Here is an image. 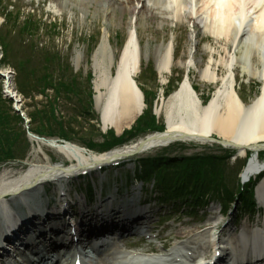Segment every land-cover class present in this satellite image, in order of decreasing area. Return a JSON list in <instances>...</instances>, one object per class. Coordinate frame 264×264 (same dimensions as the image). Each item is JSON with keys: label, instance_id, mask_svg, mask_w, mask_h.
<instances>
[{"label": "bare ground", "instance_id": "1", "mask_svg": "<svg viewBox=\"0 0 264 264\" xmlns=\"http://www.w3.org/2000/svg\"><path fill=\"white\" fill-rule=\"evenodd\" d=\"M56 1L62 13L75 8L85 18L91 15L94 8L92 17L97 18L101 12L107 17L106 27L112 24L121 26L125 15L128 16L125 21L128 41L123 50L116 54L107 30L92 56L94 105L104 130L113 128L118 134L129 128L145 104L144 94L135 78L142 71L143 60H148V48L141 45L140 31L148 30L145 22L149 18L157 19L159 27L180 24L192 27L187 63L184 64L182 60L175 62L172 42L155 46L156 69L161 77L170 74L174 65H183L188 69L200 65L193 50L199 46L202 36L212 39L213 43L203 49L210 54V60L203 68L197 67V74L200 82L215 86V92L210 102L202 106L192 79L187 76L177 91L156 109L160 118L164 116L166 124L162 136L151 135L119 150L97 155L70 144H55L50 148L73 160L72 166L64 170L61 165L41 167L32 163L18 176L7 171L0 172V236L11 223L12 216L11 208L2 202L5 195H11L12 201L21 199L42 208L38 197L45 183H61L81 170L163 148L174 141L214 145L217 144L215 140H219L225 148H234L239 156L246 155L252 149L254 156L242 175L245 180H250L263 174L264 163L260 162L259 156L264 152V0H229L227 6H221L214 0ZM97 5L102 6L101 11ZM242 5H245L246 11L239 16ZM214 53L219 55L218 58ZM73 62L77 67L81 65L80 52H77ZM236 69H239L241 77L247 79V83L252 79L262 83L259 95L249 104H245L238 94ZM220 70H225V74L220 75ZM3 74L11 79L8 72ZM8 90L10 92L11 87ZM257 196L264 204V178L258 184ZM118 210L126 211L122 205ZM110 212V207L101 210L105 222H110ZM130 224L132 230H142V224L136 221ZM218 226L219 222L213 221L204 228L180 233L178 239L189 237L188 240L176 244L166 255L125 249H117L111 254L115 249L112 247L107 264H211L218 253L222 254L226 246L233 243L250 263H254L256 258H264V227L248 228L244 225L240 234L230 233L226 238L218 232ZM101 241L111 248L110 238ZM101 243L95 244L96 250H99Z\"/></svg>", "mask_w": 264, "mask_h": 264}, {"label": "rangeland", "instance_id": "2", "mask_svg": "<svg viewBox=\"0 0 264 264\" xmlns=\"http://www.w3.org/2000/svg\"><path fill=\"white\" fill-rule=\"evenodd\" d=\"M56 0H0V33H10V47L8 48L7 43H0L2 45L1 51L3 54L7 53L9 60L6 61L5 65L0 62V71H9L11 73L17 72L15 69L14 63H16V56L18 58H23L24 51L27 46H35L36 52L52 51L59 55V61L66 66L69 65V72L72 75L76 76L78 81L84 85L82 88L87 87L86 80L90 77L91 86H92V107L91 113L88 116H85L84 119H80V123L74 125L75 129V141L72 142L73 145H77L82 149H87L91 153L97 155L101 154L102 151L99 149L93 150L88 147V145L84 144V141L87 143H94L95 145L101 144L104 141V137L107 131L112 128L107 129L105 131L103 126L101 125V121H99V116L96 112L95 103V92H94V73L92 72V56L95 49L99 46L102 41L103 35L108 30V35L110 38L111 46L115 49L116 54L118 55L124 48L125 43L128 38V29L125 25V21L128 16L124 17V24L121 26H116L112 24L108 27L107 25V17H104L100 12L97 15V18L92 17V12L94 8H92L91 15L85 18L83 14L75 8H70L69 12H61L60 8H57ZM96 6V4H94ZM98 10L101 11L102 6L97 5ZM29 14L30 16H28ZM33 15V16H32ZM31 18L35 22L40 25V31L36 36H24L22 39L17 38L18 29L22 27L25 23V20ZM119 16V15H117ZM18 17L17 26L14 27V18ZM35 17V18H34ZM6 18V19H5ZM12 21L5 25V21ZM3 23V24H2ZM145 25L148 26V30L140 31L141 37V45L142 47L147 46L148 48V60L144 59L141 73L135 78L137 84L139 85L141 91L144 93V97L146 93H152L154 97L155 105L158 104V107L164 103V101L169 97L165 96V92L167 89L177 91L182 81L184 80L187 72L189 73L190 79H192V83L194 89L199 94L201 103L203 104L205 100H209L212 98L215 92V86H212L208 83H202L198 78V68H203L204 65L210 60V54L208 51H204V47L208 44H212V39L208 36H202V40L198 44L197 49H194L193 53L200 61V65L197 67H192V69H188L185 66L174 65L170 72V74H165L161 77L158 70L156 69V58H155V46L160 44H169L172 42V46L174 47V59L175 62L181 61L185 64L188 60V55L190 53V31L191 28L187 25L180 24L177 25H168L165 27H159L157 25V19L149 18L146 20ZM108 28V29H107ZM55 31V33L52 31ZM0 38L1 35H0ZM8 43V44H9ZM77 52L81 53L82 63L79 67H77L73 58L77 54ZM36 53V54H38ZM12 55L15 58H12ZM214 56H218L217 53H214ZM34 57V56H32ZM0 56V60H1ZM13 60V63L12 61ZM10 61V62H9ZM33 61L38 63V60L35 58ZM33 62V64H37ZM190 70V71H189ZM16 74V73H15ZM225 70H220V75H224ZM14 86L17 87L16 79L17 75L14 76ZM236 77V88L240 98H242L245 104L251 103L256 97L259 95L261 91V82L258 80H249L247 83V79H244L240 76L239 69L235 71ZM2 82V80H0ZM259 86V88L257 87ZM172 92V93H174ZM171 93V94H172ZM171 96V95H170ZM43 97L40 96L36 99L37 102L40 103ZM24 100V99H23ZM22 100V108L27 109L28 112L33 109V107L28 105ZM208 101V102H209ZM58 107L62 114L69 113V107L63 103H60ZM69 108V109H67ZM155 108V106H154ZM58 109V110H59ZM67 109V110H66ZM96 116V117H95ZM95 118V119H94ZM98 118V120H97ZM139 120V119H138ZM137 120V121H138ZM136 124V122H135ZM135 124L132 125L135 126ZM160 125H165L164 116L160 118ZM72 127V128H73ZM131 127V128H132ZM129 128V129H131ZM113 130V129H112ZM128 130V129H125ZM129 131V130H128ZM115 137H120L116 135L115 129L113 130ZM102 134V135H101ZM104 134V135H103ZM55 139V138H54ZM82 139V140H81ZM29 141H32L31 152L29 153L25 163L28 164H36L38 166H48L54 167L56 165L61 166H72L74 164L73 160H69L65 156L61 155L54 148L51 149L44 142L40 143L32 137H29ZM178 144L173 143L172 147L167 146L163 148H154L150 151L143 152L137 156L132 157L133 160L139 159L141 157H155L162 155L164 152L169 153L170 156H195L196 154H214L224 156L226 153H234L233 150H227L223 146H221L218 142L214 145H202L198 143H190V142H176ZM119 150L117 148L109 149L105 152ZM260 162H264V152L260 154ZM246 157H240L238 159L231 158L226 163L228 165L227 172L225 176H227V184L229 187L235 186L238 180L240 179L238 170V164L240 161H244ZM132 167V166H131ZM27 168L26 164L18 163V162H10L9 164H0V172L7 171L11 172L13 175H20L24 169ZM127 168V167H126ZM130 168V167H129ZM131 169V168H130ZM244 171V170H243ZM130 171L127 169H120L117 172L112 170L106 175L104 181V187L106 188L105 192L108 194L115 193L114 190L117 187L121 189L119 194L121 195L126 193H131L130 188L126 189L124 186L126 185V176ZM242 173V172H241ZM96 176L94 175V182H96ZM132 179V178H131ZM99 179H97L98 181ZM131 181V180H130ZM99 183V181H98ZM96 182V185L98 186ZM76 188L78 186H84L85 183L81 180H77L75 183ZM78 185V186H77ZM141 184H137L136 186H140ZM109 187V188H107ZM74 188V186H73ZM145 195L142 198V206L147 203L148 220L144 221V229L146 232H155V236L160 232V237L156 240H144V237L135 235L134 237H127L121 240L120 245L123 246L124 249L129 251H152L157 252L158 254H165V250L173 247L176 243L179 242L178 236L180 233H185L191 230H198L199 228H204L210 222L218 221L219 222V233L222 235L231 231V234L235 235L233 221H236V228L238 230L237 234H240L241 228L243 225H246L250 228L254 227H264V210L261 209L259 216L256 217L251 216L248 212H240V213H226L225 210L221 212V209H209L205 212V214H199L196 217H188L187 215L179 210L174 209V207L167 203L166 207L163 209L162 204H158L157 201L158 194L151 190V184L147 185L145 190ZM112 192V193H111ZM133 192H137L134 190ZM138 195L141 196L142 191L138 190ZM230 210V206L227 207ZM233 209V208H231ZM159 210L161 213L165 215L163 219H159ZM227 210V212H228ZM254 218V219H251ZM249 219L250 222L249 223ZM155 224L160 225L155 227ZM159 228L158 230H156ZM189 237L182 238L184 241H187ZM153 241V242H151ZM198 248V246H197Z\"/></svg>", "mask_w": 264, "mask_h": 264}, {"label": "trees", "instance_id": "3", "mask_svg": "<svg viewBox=\"0 0 264 264\" xmlns=\"http://www.w3.org/2000/svg\"><path fill=\"white\" fill-rule=\"evenodd\" d=\"M10 20V19H9ZM14 27L18 23V17L14 18ZM37 22L27 19L22 27H19L17 38L24 36H36L39 33ZM10 33L1 34L0 43H6L10 39ZM7 46L10 47V43ZM23 58L16 56L17 86L26 99H30L29 106L33 107L27 113L31 119L30 130L45 137H57L68 141H75L74 125L80 123V119L90 115L92 107V89L90 77L86 80V89L76 76L69 72V65L64 66L59 61V55L49 51L36 52L34 46L27 47ZM38 53V54H36ZM6 54L4 63L9 60ZM34 56V57H32ZM12 58H15L12 55ZM38 60L33 61L34 59ZM13 63V60H11ZM10 62V61H9ZM33 62L37 64H33ZM52 90L51 94L48 91ZM173 90L167 89L166 94ZM36 95H42L45 102L39 105L35 103ZM149 95L153 94L149 93ZM60 103L70 106L69 113L62 114ZM151 105L153 102L151 100ZM150 105V106H151ZM152 107L144 112L135 126L125 131L120 137H115L113 131L103 136L101 144L83 143L90 149L105 152L109 149L128 144L151 132H162L164 125L157 122L152 113ZM59 109V110H58ZM66 109V110H67ZM95 119V118H94ZM24 120L17 115L12 108L11 101L5 100L1 95L0 87V164L10 161H23L30 152V142L24 129ZM73 127V128H72ZM82 140V139H81ZM234 154L229 152L224 156L214 154H196L195 156H169L164 152L162 155L143 158L139 161L138 178L148 181L156 179L157 189L162 193L161 200L187 201L197 207L206 203L207 199H218L223 202L234 201L240 197L241 208H253V184H247L244 189L236 185L227 184L228 165L226 163ZM237 172L240 173L245 166V161H240Z\"/></svg>", "mask_w": 264, "mask_h": 264}, {"label": "water", "instance_id": "4", "mask_svg": "<svg viewBox=\"0 0 264 264\" xmlns=\"http://www.w3.org/2000/svg\"><path fill=\"white\" fill-rule=\"evenodd\" d=\"M162 134H163V133H162ZM162 134H156V135H158V136L160 137V136H162Z\"/></svg>", "mask_w": 264, "mask_h": 264}]
</instances>
